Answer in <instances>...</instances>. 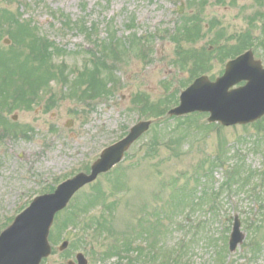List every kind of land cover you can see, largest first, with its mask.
<instances>
[{"label": "rangeland", "instance_id": "rangeland-1", "mask_svg": "<svg viewBox=\"0 0 264 264\" xmlns=\"http://www.w3.org/2000/svg\"><path fill=\"white\" fill-rule=\"evenodd\" d=\"M249 50L264 65V0H0V233L151 120L57 216L43 264H264V117L168 115ZM235 216L245 240L231 252Z\"/></svg>", "mask_w": 264, "mask_h": 264}, {"label": "water", "instance_id": "water-1", "mask_svg": "<svg viewBox=\"0 0 264 264\" xmlns=\"http://www.w3.org/2000/svg\"><path fill=\"white\" fill-rule=\"evenodd\" d=\"M241 82L247 84L233 89ZM196 112L209 113L210 124L219 123L225 127L248 125L260 120L264 116L262 63L255 61L252 53H247L230 61L225 74L216 82L205 76L197 79L182 93L179 106L169 111V115L181 117ZM151 124V121L138 123L125 139L105 149L93 164L90 174L80 173L59 185L53 193L37 197L1 234L0 264H42L49 258L52 254L49 236L56 215L67 207L78 191L119 164L125 152L149 130ZM244 239L241 221L236 216L230 251L234 252ZM68 245L64 242L60 251L67 249ZM76 259L77 263L69 261L68 264H88L83 254H78Z\"/></svg>", "mask_w": 264, "mask_h": 264}, {"label": "trees", "instance_id": "trees-1", "mask_svg": "<svg viewBox=\"0 0 264 264\" xmlns=\"http://www.w3.org/2000/svg\"><path fill=\"white\" fill-rule=\"evenodd\" d=\"M10 16H12L13 18H14V16L12 15V14H9ZM22 25V24H21ZM21 27H24V25H22ZM182 34H183V37H185V39L187 40V39H189L190 37H187L188 36V31H183L182 32ZM174 42H177V43H179V39H174L173 40ZM187 41H189V40H187ZM103 48V47H102ZM109 48V53H111V48H110V46L109 47H106V49H108ZM182 49V48H181ZM117 51V52H116ZM116 52V53H115ZM126 52V51H125ZM114 55H115V57H120L119 56V52H118V50H115L114 51ZM50 57V56H49ZM48 57V58H49ZM89 57H91V58H93V59H96V55H94V56H89ZM88 57V58H89ZM107 60L109 59V57H105ZM91 60V59H90ZM85 75H86V73H84ZM84 79V78H83ZM86 82L89 84V85H91L92 84V82L93 81H89V77H87L86 78ZM102 82V81H101ZM105 83L106 82H104V85H105ZM102 84H103V82H102ZM102 84H98L97 86H96V88L95 87H92L91 89H90V91H89V94L91 93V92H96V90H99V89H102L103 88V85ZM105 91L106 92H108L109 90H108V88L106 87V85H105ZM104 90V89H103ZM37 91V89H35V91L34 90H31V94H29L32 98H36V96L38 97L39 96V94H38V92H36ZM4 93H7V91H4ZM14 100L16 101V98L14 97ZM6 101V98H4L3 99V102H5ZM177 102V101H176ZM175 102V103H176ZM4 105H6V104H4ZM159 112L160 111H158V114H156L155 113V115L157 116V115H159ZM170 134V136H169V138H171V137H174V136H172L173 134L175 135L176 133H169ZM174 139H176V137L174 138ZM177 140L179 141V139L177 138ZM117 259H118V261H120L121 263H122V261L124 260L123 258H121L120 256H118L117 257ZM108 262V261H107ZM107 262L106 261H104V263L103 264H107ZM120 263V264H121ZM117 264H119V263H117Z\"/></svg>", "mask_w": 264, "mask_h": 264}]
</instances>
